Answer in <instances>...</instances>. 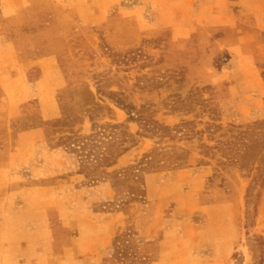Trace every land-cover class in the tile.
<instances>
[{
    "label": "rangeland",
    "instance_id": "obj_1",
    "mask_svg": "<svg viewBox=\"0 0 264 264\" xmlns=\"http://www.w3.org/2000/svg\"><path fill=\"white\" fill-rule=\"evenodd\" d=\"M255 1L0 0V264H264Z\"/></svg>",
    "mask_w": 264,
    "mask_h": 264
},
{
    "label": "trees",
    "instance_id": "obj_2",
    "mask_svg": "<svg viewBox=\"0 0 264 264\" xmlns=\"http://www.w3.org/2000/svg\"><path fill=\"white\" fill-rule=\"evenodd\" d=\"M118 126H107L103 130L97 131L88 138L80 139L75 146L80 147V151L88 148V159L93 158L96 162H104L107 165H111L116 162L117 158L124 152L127 147L122 146L120 150L112 149L115 139L116 129ZM122 142H126L123 140ZM76 150V149H73ZM101 151V152H100Z\"/></svg>",
    "mask_w": 264,
    "mask_h": 264
},
{
    "label": "crops",
    "instance_id": "obj_3",
    "mask_svg": "<svg viewBox=\"0 0 264 264\" xmlns=\"http://www.w3.org/2000/svg\"><path fill=\"white\" fill-rule=\"evenodd\" d=\"M251 1H253L252 3L256 2L255 0H237L238 4L241 5L242 7H246L248 5H252V4H250ZM254 4H256V3H254ZM260 6L263 7L264 4H261ZM242 12L243 11H241V13ZM238 17H240V16H238ZM241 23H244V22L242 21ZM250 24L253 25V26H251V28L263 30L264 29V13H262L259 16H255V18L253 19V21L252 20L250 21Z\"/></svg>",
    "mask_w": 264,
    "mask_h": 264
}]
</instances>
